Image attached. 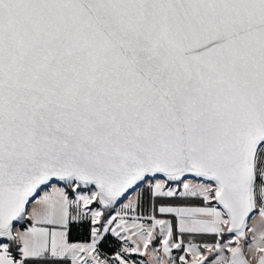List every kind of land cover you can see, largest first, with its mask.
Instances as JSON below:
<instances>
[{"label": "snow or ice", "instance_id": "obj_1", "mask_svg": "<svg viewBox=\"0 0 264 264\" xmlns=\"http://www.w3.org/2000/svg\"><path fill=\"white\" fill-rule=\"evenodd\" d=\"M0 264H264V0H0Z\"/></svg>", "mask_w": 264, "mask_h": 264}]
</instances>
